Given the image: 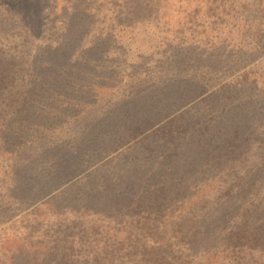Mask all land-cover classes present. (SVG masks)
Masks as SVG:
<instances>
[{
	"label": "trees",
	"instance_id": "obj_1",
	"mask_svg": "<svg viewBox=\"0 0 264 264\" xmlns=\"http://www.w3.org/2000/svg\"><path fill=\"white\" fill-rule=\"evenodd\" d=\"M23 1L12 0L10 7L0 0V9L7 6L0 13V264H264V175L237 167L248 162L245 153L256 143L242 119L228 112L205 118L197 111L160 126L152 122L141 136L144 128L139 132L132 123L141 115L132 110L142 88L128 103L93 114L98 88L111 86L86 77L83 53L60 55L66 39L36 43L50 20L47 7ZM244 1L252 15L237 29L256 55L264 51V0ZM154 103L160 112L163 103ZM75 123L81 130L65 138ZM113 127L128 133V148L136 141L132 132L137 145L147 141L154 160H145L153 165L92 174L95 184L92 178L71 181L83 151L112 146ZM262 140L264 149V133ZM259 146L254 151L264 171ZM227 166H235L233 175H220L218 168ZM57 188L48 202L39 201ZM26 204H37L28 211L33 221L13 215ZM37 226L44 232L37 235ZM5 229L10 232L2 234Z\"/></svg>",
	"mask_w": 264,
	"mask_h": 264
},
{
	"label": "rangeland",
	"instance_id": "obj_2",
	"mask_svg": "<svg viewBox=\"0 0 264 264\" xmlns=\"http://www.w3.org/2000/svg\"><path fill=\"white\" fill-rule=\"evenodd\" d=\"M5 1L8 6L11 5L12 0ZM25 1L27 3L28 0ZM36 1L46 5L44 15L51 20L45 21L46 25L40 36L43 38L36 43L46 45L66 39L68 44L65 47L63 43L60 44V55L74 59L83 53V59L87 57L91 66L87 67L89 74H85L86 77L91 76L90 80L111 86L110 89L98 88L101 99L95 101L93 114L104 112L111 104L123 99L126 100L121 103H128L138 88L144 91L132 113L138 111V116L141 117L136 121L134 118L137 114H134L132 120L135 122L132 123L139 124V132L144 128L141 136L148 133V126L152 122L155 125L159 123L157 126H160L169 119L178 118L180 114H184L181 119L197 114V111H204L207 114L205 118L218 114L221 116L227 112L234 113L240 123L241 119L243 121L240 126L245 125V129L252 131L256 140L255 144L249 146L251 154L245 153L248 162L237 167L242 171L249 169L253 175L263 178V159L258 158L254 150L260 145L258 142H261L264 133V51L261 50L256 55L253 50L249 51L250 40L237 29V25H242L252 15L248 4L250 2ZM73 7L78 8V11ZM2 8L0 13L6 14L7 6L3 5ZM133 8L135 10L128 13ZM14 31L13 34H17ZM205 97L208 100L204 101ZM154 100H157V104L163 103L160 112L154 111ZM63 129H66L65 134L68 133L69 128ZM76 129L81 130L78 123L71 129V134L63 135L71 140L76 136ZM112 129L115 136L112 146H93L86 152L83 151L82 166L75 170V176H70L71 181L76 179L78 182H85L92 178L90 181L95 184L92 174L99 177L114 175L121 166L133 163L142 165L143 161L145 168L150 167L149 163L154 159L149 156L150 145L147 141L137 145L138 133L132 132L136 141L128 148L127 143L131 142H128V133L122 131V127ZM131 150H134L133 154H129ZM263 150L262 140L258 148L261 155ZM108 152L110 153L107 154ZM147 156L151 161L145 160ZM209 157L216 161L217 155ZM234 168L235 166H227L225 170L218 168V172L220 175H233ZM59 191L60 188H57L49 195L44 192L39 201L48 202ZM250 199L254 198L250 196ZM36 205H22L13 215L19 213L17 217L27 215L31 219L34 211H28ZM38 206L39 209L44 208L41 204ZM71 207L75 206L70 205L68 209ZM18 226L15 224L14 228ZM9 232L5 229L2 234ZM38 232H44L43 227L37 226V235Z\"/></svg>",
	"mask_w": 264,
	"mask_h": 264
}]
</instances>
